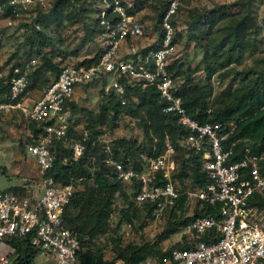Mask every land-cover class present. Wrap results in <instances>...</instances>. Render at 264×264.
Segmentation results:
<instances>
[{
  "label": "built area",
  "instance_id": "obj_1",
  "mask_svg": "<svg viewBox=\"0 0 264 264\" xmlns=\"http://www.w3.org/2000/svg\"><path fill=\"white\" fill-rule=\"evenodd\" d=\"M191 1L166 0L158 23L162 36L141 59L120 54L127 37L142 35L141 25L127 12L132 7L131 0H102L98 15L101 52L97 61L89 66L61 65L36 100H24L35 59L14 67L8 79L0 72V85H5V92L0 93V120L16 111L27 124L32 122L39 129L35 138L27 132L31 140H26L25 151L35 163L41 188L35 196L0 191V264H17L19 243L36 249V257H45L54 264H76L77 233L64 225L61 213L82 178L59 184L44 176L54 160L50 147L61 143L70 152L69 161H77L90 139V131L75 122L67 103L73 100L77 89L94 84L102 97L113 95L124 105L127 101L122 81L130 87L155 88L164 103L162 113L173 115L186 131L180 146L196 158L199 173L206 179L204 187L187 194L200 207H209L207 215L195 217L182 230L189 235L190 246L173 249L163 262L155 264H264V209L251 204L255 195L264 194L261 157L250 154L246 147L242 156L232 161L236 143L229 141L232 125L198 123L188 117L178 88L166 71L174 53L171 22L181 7ZM73 7L78 8L79 3L74 2ZM43 8L44 0H0V27L18 23L22 32L39 31L38 17ZM108 14L114 18L108 19ZM94 141L100 145L103 163L112 170L114 178L122 185H137L134 206L151 204L148 220L159 222L178 197L172 178L177 171L172 145L165 140L156 157L140 155L141 166L136 169L129 157L123 162L113 159L110 140L103 133L97 134Z\"/></svg>",
  "mask_w": 264,
  "mask_h": 264
},
{
  "label": "trees",
  "instance_id": "obj_2",
  "mask_svg": "<svg viewBox=\"0 0 264 264\" xmlns=\"http://www.w3.org/2000/svg\"><path fill=\"white\" fill-rule=\"evenodd\" d=\"M85 1L91 3L96 1L99 5L102 3V0H54L50 10L46 14L39 13L40 26H44L43 29H46L51 23V16H54L55 20H60L61 8L67 5L73 7L74 2L79 3L78 8L81 11ZM132 9L136 8L132 6L127 12ZM165 9L166 2L158 15L157 23H159V19ZM219 10L220 8L217 7L216 10L209 11V13L220 14L216 17L212 13V20L208 21L210 26L217 20L226 19L227 15L220 13ZM244 10L241 16L229 18L228 24L222 26L220 39L206 38L205 43L203 45L202 43L200 44L202 56L198 64L189 67L188 64L173 59L168 62L166 71L173 80L181 78L184 82L190 81L198 73L202 74L200 81L204 83L203 85L195 86V83L191 85L184 83L182 89H178L186 115L198 123L231 124L233 131L229 136V141L236 140L234 145L235 155L232 161L242 156L243 149L247 147L250 154L261 157V172L264 174V68L258 71L249 70L243 74L234 72L235 76L238 77V83L232 92L223 91L227 96L226 103L223 104L220 101L218 102V106L209 107L207 102L211 76L216 74L218 69L227 67L233 61L239 60L244 52L250 50L253 46L251 40H247L246 37L248 35L247 31L252 29L254 32L256 30V25L253 22V18L249 15L248 7L245 6ZM99 12L98 7V10H95V13H98L97 18H94L93 24L95 25L94 28L98 33V37L102 32V27L98 24ZM107 17L110 20L114 18L110 14ZM198 20L199 15H194L190 18V22L187 25V35L192 41L198 39L197 33L193 30V24L197 23ZM171 25L173 26V21ZM41 29L39 31H26L27 36L24 38L21 46L25 47L29 45L36 47L37 51L41 50L44 44ZM91 35V32H86L85 39L91 40ZM160 36H162V31L159 34V39L161 38ZM156 45L149 47V49H154ZM147 51V49H143L139 52L141 59L144 58ZM100 52L101 50L93 58L76 64L92 65L97 61ZM43 64H46L45 60ZM59 67L54 65L49 66L55 76L59 71ZM229 73L225 72L223 76L229 75ZM31 75H33L34 80L38 75L36 72L30 74L29 84L32 87ZM219 75L222 76V74ZM9 77L10 73L5 76V79ZM121 83L125 88L126 104L120 105L113 95H108L102 98L99 113L96 116L92 117L87 113L89 124L84 126L90 131V139L85 145L83 154L77 161H69L70 152L61 143L55 142L50 147L54 160L52 166L44 173V176L51 177L54 182L59 184H66L72 178H82L79 189L72 194L61 213L64 225L75 230L77 233L79 247L76 253V264H114L115 260H119L120 264H140L153 255L157 256V262L161 263L170 254L168 251L161 252L160 254L156 250L155 252H151L153 250L152 247H148L147 245H129L123 249L115 248L114 258L106 260L103 257V248L96 245L95 238L107 232V221L112 211L113 198L117 193H121L120 187H122V184L114 178L112 170L103 163L104 154L99 149L100 146L97 142L94 141L96 135L99 133L93 125L96 123L98 116L109 112L113 120L123 112L133 115L139 121L138 125L143 133V144L137 145L134 141L130 142L124 139L111 141L109 146L115 161L123 162L126 157H129L133 167L138 169L141 166L140 155L156 157L162 152L164 141L167 140L175 150V160L177 162V171L172 176L173 183L176 184L178 181L181 183L183 179L188 177L196 187V190L204 187L206 184V179L199 173L196 158L192 155H187L186 151L179 144V141L185 136L186 131L177 124L173 115L162 113L161 109L164 103L159 98V94L155 88L130 87L124 81ZM4 92L5 85L1 84L0 93ZM215 99L217 100L218 98ZM71 102L73 101L68 102L66 105L70 115L74 118L78 116L81 118L79 112H82V110ZM28 132L32 138H35L39 133V129L36 128L34 123L28 122ZM30 136L27 135V141L31 140ZM91 158H93L92 162L90 161ZM177 158H179V163ZM63 159H67V161L63 162ZM92 168H94L93 172L90 171ZM129 189L131 192L129 195L125 196L122 194V198L127 203V209L119 211V221L130 226L139 214H144L147 219H150L152 205L142 204L139 207L134 206L133 197L136 193L137 185L134 183L129 186ZM5 190L13 193H23L22 190L15 187ZM177 192L178 197L175 199L173 206L163 213L162 218L165 214H168L169 220L165 229L160 234L159 240L166 239L168 236L177 233L179 229H183L195 217L209 213V207L205 205L200 207L198 202L195 201L196 206L192 213L193 215L183 218L187 195L182 191L177 190ZM251 204L264 209V194L261 196L255 195L251 200ZM189 246L187 242L176 249H184ZM35 257L36 249L23 243H19L16 246L15 259L17 264H32Z\"/></svg>",
  "mask_w": 264,
  "mask_h": 264
},
{
  "label": "rangeland",
  "instance_id": "obj_3",
  "mask_svg": "<svg viewBox=\"0 0 264 264\" xmlns=\"http://www.w3.org/2000/svg\"><path fill=\"white\" fill-rule=\"evenodd\" d=\"M165 2L166 0H131V4L136 9L128 12L132 18H136L140 22L142 35L136 36V38L130 36L124 43L128 46L130 44L134 47L137 46L135 53L145 46H152L153 42L159 38L161 30H159L157 18ZM53 3L54 0H44L42 14H46ZM245 6L248 7L249 15L256 25V30L254 32L252 29L247 31L246 37L247 40H251L253 46L244 52L239 60L218 69L217 73L211 76L209 97L207 98L209 107L218 106L220 101L223 104L226 103L227 96L224 92H232L238 83V77L234 72L243 74L249 70L258 71L264 68V0H193L182 6L173 20L174 53L171 58L192 67L198 64L201 59L200 44L203 45L206 38L220 39L222 26L228 24L229 18L241 16L245 11ZM98 7L100 5L96 1L93 3L85 1L81 11L79 8L69 5L61 8L60 20H55L54 16H51V23L46 29H43L44 26H40L44 44L39 51L33 46H21L27 33L20 30L21 27L18 23L4 24L0 27V72L4 76H7L21 62L31 58L36 60V65L31 68L29 76L33 72H36L38 76L34 80L31 75L32 87L31 84L28 85L24 100H36L40 96L43 86L53 80L55 74L49 66L59 67L63 64L89 60L100 50V40L94 28L95 25H93L94 18H97L98 14L95 13V10H98ZM217 7L220 8V13L227 15L226 19L217 20L210 26L208 21L212 20V13L216 17L220 14L209 13V11L216 10ZM194 15H199V20L193 24V30L197 33L198 39L192 41L187 35V25ZM86 32H91V40L85 39ZM44 60L46 64H43ZM225 72L230 73L223 76ZM200 79H202V74L198 73L188 82H184L181 78H176L174 82L181 90L184 83H189V85L195 83V86L203 85L204 83ZM76 95L79 101L77 107L82 110L79 112L81 115L79 124L88 125L87 113L92 117L96 116L99 113L103 97L100 95L98 86L94 84L80 88ZM131 98L135 100L132 96ZM138 122L136 117L123 112L112 120L110 113L107 112L98 116L93 125L99 131L98 134L103 133L106 140H110V142L115 139H124L130 142L134 141L139 145L143 144V133ZM27 132V122L16 111L8 113L0 120V191L15 187L30 196H35L40 192L37 168L33 160L26 156ZM177 161L180 162L179 158ZM93 170L94 168L90 171L93 172ZM174 185L176 190L182 191L186 195L192 194L196 190L188 177ZM121 186V193H117L113 198L112 211L107 221V232L95 238L96 245L103 248L104 259L112 260L115 248L123 249L129 245H147L152 247L151 252L156 250L160 254L161 252H171L189 241V235H185L182 232L183 229H179L177 233L166 239L159 240L160 234L168 224V214H165L159 222H149L144 214L137 215L130 226L120 222L119 211L127 209V203L122 198V194L126 196L131 193L129 186ZM195 206L194 198L187 196L183 218L191 217ZM157 258L153 255L140 264H146V262L155 264L158 261ZM32 264H54V262L38 256L34 258ZM114 264H120V261L115 260Z\"/></svg>",
  "mask_w": 264,
  "mask_h": 264
},
{
  "label": "crops",
  "instance_id": "obj_4",
  "mask_svg": "<svg viewBox=\"0 0 264 264\" xmlns=\"http://www.w3.org/2000/svg\"><path fill=\"white\" fill-rule=\"evenodd\" d=\"M133 6V5H132ZM135 22H138L139 24H140V22L136 19V18H132ZM155 34H157V32H155ZM132 38H136V37H132ZM128 39V37L124 40V42L126 41ZM159 39V38H158ZM158 39L157 40H155L154 42H153V44H152V46H154L155 44H157V41H158ZM124 42H122V45L120 46V54L121 55H123L124 56V58H134V57H136V58H138V57H140V54H139V52L141 51V50H152V49H149V47H152V46H145V47H143V48H141L140 49V51L139 52H137V53H135L134 51H136V48L135 47H137V46H133L132 44H130L129 46L128 45H125V43ZM172 59L170 58V61H171ZM79 89H77L76 90V92L78 91ZM73 102H71V103H73V104H75V105H78V97H77V95H76V93H75V95H74V97H73V100H72ZM81 119L79 118V116L76 118V122H78L79 123V121H80ZM26 156L27 157H29L27 154H26ZM30 158V157H29ZM34 162V161H33ZM35 164V163H34ZM40 192H41V188H40ZM39 192V193H40ZM38 195V194H37Z\"/></svg>",
  "mask_w": 264,
  "mask_h": 264
}]
</instances>
